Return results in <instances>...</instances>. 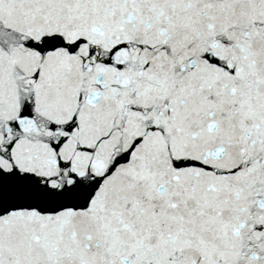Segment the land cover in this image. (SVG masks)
<instances>
[{
  "label": "snow or ice",
  "instance_id": "snow-or-ice-1",
  "mask_svg": "<svg viewBox=\"0 0 264 264\" xmlns=\"http://www.w3.org/2000/svg\"><path fill=\"white\" fill-rule=\"evenodd\" d=\"M0 264H264V0H0Z\"/></svg>",
  "mask_w": 264,
  "mask_h": 264
}]
</instances>
